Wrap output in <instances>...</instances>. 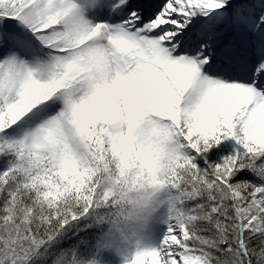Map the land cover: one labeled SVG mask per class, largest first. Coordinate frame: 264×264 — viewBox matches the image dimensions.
I'll return each instance as SVG.
<instances>
[{
    "label": "snow or ice",
    "instance_id": "snow-or-ice-1",
    "mask_svg": "<svg viewBox=\"0 0 264 264\" xmlns=\"http://www.w3.org/2000/svg\"><path fill=\"white\" fill-rule=\"evenodd\" d=\"M0 264H264V0H0Z\"/></svg>",
    "mask_w": 264,
    "mask_h": 264
}]
</instances>
